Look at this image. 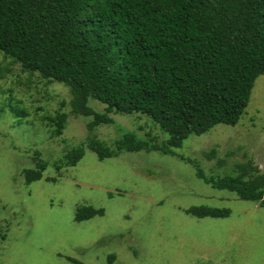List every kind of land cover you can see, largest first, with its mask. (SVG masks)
Here are the masks:
<instances>
[{
	"label": "rangeland",
	"instance_id": "374dc122",
	"mask_svg": "<svg viewBox=\"0 0 264 264\" xmlns=\"http://www.w3.org/2000/svg\"><path fill=\"white\" fill-rule=\"evenodd\" d=\"M70 100L66 86L0 52V264H264V208L206 185L179 158L206 176L236 175L238 165L264 174V76L235 126L190 136L177 156L141 150L98 160L93 142L113 149L124 133L157 144L168 136L136 113H110L112 124L90 129L92 116L72 113ZM62 113L63 129L53 134ZM78 148L82 158L57 169ZM38 161L46 165L41 179L26 184L24 171ZM81 206L103 215L75 222ZM193 206L230 214L195 218L185 213Z\"/></svg>",
	"mask_w": 264,
	"mask_h": 264
},
{
	"label": "trees",
	"instance_id": "16d2710c",
	"mask_svg": "<svg viewBox=\"0 0 264 264\" xmlns=\"http://www.w3.org/2000/svg\"><path fill=\"white\" fill-rule=\"evenodd\" d=\"M0 52L22 70L66 86L71 112L92 116L90 129L112 124L110 113H136L168 136L157 144L124 133L113 149L93 142L98 160L141 150L177 156L190 136L235 126L245 112L255 80L264 76V0H0ZM65 120V113L56 116L53 134ZM83 154L74 149L57 169L74 166ZM179 158L206 185L264 208V174L238 165L236 175L206 176L195 161ZM36 166L24 171L26 184L41 179L46 165ZM185 213L225 218L230 210L193 206ZM102 215L81 206L73 219Z\"/></svg>",
	"mask_w": 264,
	"mask_h": 264
}]
</instances>
